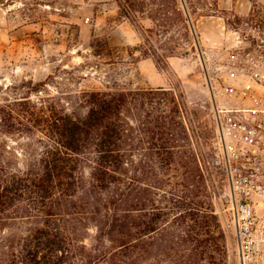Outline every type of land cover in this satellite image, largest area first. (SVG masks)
Segmentation results:
<instances>
[{"label": "trees", "instance_id": "obj_1", "mask_svg": "<svg viewBox=\"0 0 264 264\" xmlns=\"http://www.w3.org/2000/svg\"><path fill=\"white\" fill-rule=\"evenodd\" d=\"M77 105L69 111L51 97L29 95L0 102V133L26 140V159L16 166L17 150L0 139V231L6 218L40 219L6 238V264H143V250H154L165 231L177 264H219L223 234L197 157L177 148L186 129L175 93L91 90ZM89 223L96 228L91 246L78 237Z\"/></svg>", "mask_w": 264, "mask_h": 264}, {"label": "rangeland", "instance_id": "obj_2", "mask_svg": "<svg viewBox=\"0 0 264 264\" xmlns=\"http://www.w3.org/2000/svg\"><path fill=\"white\" fill-rule=\"evenodd\" d=\"M219 1L0 0V102L28 95L33 100L51 97L72 111L83 91L172 90L186 129L178 134L177 148L191 149L196 155L206 200L223 234L216 260L236 264L234 230L227 214L219 211L224 182L213 164L214 100L223 99V88L237 81L241 67L261 73L263 86L258 93L264 98V0H233L229 6ZM138 26L146 30L147 39ZM128 27L137 34L133 42L126 41ZM145 52L149 61H143ZM168 54L176 59L173 65ZM40 81L46 84L37 86ZM0 139L17 150L14 163L22 166L26 157L21 147L26 140L4 133ZM39 223L37 217L5 219L0 264H6V238L19 237ZM87 226L78 237L91 246L96 228L92 223ZM166 234L157 235L166 237L155 239L156 254L144 246L143 264H177V247ZM143 239L150 246V236ZM17 245L14 242L15 249Z\"/></svg>", "mask_w": 264, "mask_h": 264}, {"label": "built area", "instance_id": "obj_3", "mask_svg": "<svg viewBox=\"0 0 264 264\" xmlns=\"http://www.w3.org/2000/svg\"><path fill=\"white\" fill-rule=\"evenodd\" d=\"M214 100L213 164L220 171L223 207L234 230L236 264H264L263 77L241 67Z\"/></svg>", "mask_w": 264, "mask_h": 264}, {"label": "crops", "instance_id": "obj_4", "mask_svg": "<svg viewBox=\"0 0 264 264\" xmlns=\"http://www.w3.org/2000/svg\"><path fill=\"white\" fill-rule=\"evenodd\" d=\"M219 3L221 5H224V6H229V5H232L233 4V0H220ZM135 36H137L136 32L134 29H132L131 27H128V34L126 35V41L127 42H133L135 40ZM150 58H144L143 61H149ZM176 61L175 57L174 56H170L169 59H168V62L170 64H174V62Z\"/></svg>", "mask_w": 264, "mask_h": 264}, {"label": "water", "instance_id": "obj_5", "mask_svg": "<svg viewBox=\"0 0 264 264\" xmlns=\"http://www.w3.org/2000/svg\"><path fill=\"white\" fill-rule=\"evenodd\" d=\"M185 7V6H184Z\"/></svg>", "mask_w": 264, "mask_h": 264}]
</instances>
